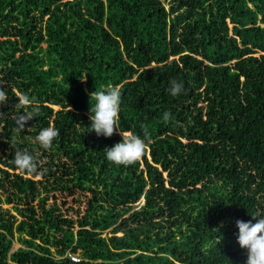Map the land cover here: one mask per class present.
Masks as SVG:
<instances>
[{
	"label": "trees",
	"instance_id": "16d2710c",
	"mask_svg": "<svg viewBox=\"0 0 264 264\" xmlns=\"http://www.w3.org/2000/svg\"><path fill=\"white\" fill-rule=\"evenodd\" d=\"M112 85L119 130L148 133L129 166L106 159L119 130L90 127V93ZM0 87V264H246L236 221L264 217V0H0ZM21 93L41 110L17 132Z\"/></svg>",
	"mask_w": 264,
	"mask_h": 264
},
{
	"label": "clouds",
	"instance_id": "9594fccd",
	"mask_svg": "<svg viewBox=\"0 0 264 264\" xmlns=\"http://www.w3.org/2000/svg\"><path fill=\"white\" fill-rule=\"evenodd\" d=\"M172 96H178L184 91L183 82L175 79L170 81L168 89ZM17 108L23 109L15 117V130L22 132L25 130L28 122L40 114V105L27 94H19ZM90 100L95 104L90 106V127L96 135L106 138L112 137L119 130L120 109L122 104V90L118 85L108 86L103 90H95L90 93ZM7 102V93L0 87V105ZM30 109V110H29ZM170 113H165L163 119L167 121ZM59 130L50 125L43 128L35 137V141L44 149H49L53 141L59 136ZM122 141L106 148V159L116 165L129 166L139 161L148 148L146 142L148 133L145 130V138L132 132H121ZM13 163L21 173H37L38 165L34 157L27 151L17 150L15 152ZM256 218V217H254ZM236 226L238 232V243L241 248L247 249L246 264H264V217L256 218V223L251 221L237 220Z\"/></svg>",
	"mask_w": 264,
	"mask_h": 264
},
{
	"label": "rangeland",
	"instance_id": "374dc122",
	"mask_svg": "<svg viewBox=\"0 0 264 264\" xmlns=\"http://www.w3.org/2000/svg\"><path fill=\"white\" fill-rule=\"evenodd\" d=\"M53 108L56 109L57 106H53ZM38 155H39V156L41 155L40 152H38ZM0 158H1L2 160H4L5 157H3V156L0 155ZM5 163H8V162H5ZM3 165H4V164H2V161L0 160V168H1ZM26 176H27V175H26ZM28 176H29V175H28ZM33 179H40V176H39V175H36V176L33 177ZM1 208H3V209L6 208V209H8L9 214H10V215H13V217H14V219H15L14 225H16L17 222L20 220V217L17 216L16 214H14V212L10 209V204L1 203ZM17 236H21V237H22V235H20L19 233H17V232L14 231V233H13V242H12V244H11V247H16L17 245H19V243H18V241H17Z\"/></svg>",
	"mask_w": 264,
	"mask_h": 264
},
{
	"label": "built area",
	"instance_id": "2783aa9c",
	"mask_svg": "<svg viewBox=\"0 0 264 264\" xmlns=\"http://www.w3.org/2000/svg\"><path fill=\"white\" fill-rule=\"evenodd\" d=\"M66 256H67L68 258H70V260H72V261H78V259H79L75 254H73V253H71V252H67V253H66Z\"/></svg>",
	"mask_w": 264,
	"mask_h": 264
}]
</instances>
